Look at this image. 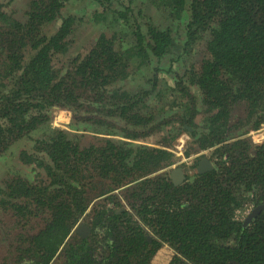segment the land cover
I'll use <instances>...</instances> for the list:
<instances>
[{
	"label": "trees",
	"instance_id": "16d2710c",
	"mask_svg": "<svg viewBox=\"0 0 264 264\" xmlns=\"http://www.w3.org/2000/svg\"><path fill=\"white\" fill-rule=\"evenodd\" d=\"M73 1L9 0L12 13L0 1V163L19 141L32 146L16 155L31 177L8 173L0 186V264H264V211L244 225L264 204V142L248 135L264 126V0H88L102 11L93 21L114 18L127 40L119 52L101 34L76 57ZM141 10L166 11L174 29L148 21L143 33ZM172 50V85L125 84ZM55 108L104 136L85 145L53 128ZM183 133L185 156L195 142L214 169L194 166L175 186L166 169L185 165ZM85 218L84 239L74 230Z\"/></svg>",
	"mask_w": 264,
	"mask_h": 264
},
{
	"label": "rangeland",
	"instance_id": "374dc122",
	"mask_svg": "<svg viewBox=\"0 0 264 264\" xmlns=\"http://www.w3.org/2000/svg\"><path fill=\"white\" fill-rule=\"evenodd\" d=\"M5 4V8L7 11L12 13V7L10 4H8L9 0H0ZM26 0H17L15 5H20L24 8L27 7ZM117 4H123L124 6H127L128 3L126 0H124V2H117ZM160 11V8H158ZM65 12L67 14H73L74 16H76L77 21L79 22L76 26H75V30L74 33L71 37V41H72V45H71V55L73 57H76L78 55H83L86 52L88 53L90 51V48L88 47L91 40L94 39L96 40L97 38H99V36L101 34H106L109 37H114L116 36L115 39V43L117 45L116 50L121 52L123 46H125V41L127 40V37L122 33L123 29H126L125 27H122L120 22H118L117 20H115L112 17H107L105 19H103L101 21V24H98L99 21L94 22L93 20L96 18H93L92 15L94 12H102L101 10H97V7L92 5V2L89 3V1L87 0H77V1H73L69 4H67L66 8H65ZM157 11L155 12H146L144 10H141V15L137 14V17H134L133 15V19L136 22V19H139L140 21H142V32L146 33V25L147 22H151V24H153L156 28H160V29H166V28H170V29H174V26L172 25V21L173 19L170 16H165L166 11H163L160 14H156ZM138 13V12H136ZM59 24V22H56L54 24H51L50 27L55 28L57 25ZM134 24V23H133ZM49 27V28H50ZM131 36V35H130ZM174 50H176V48H174ZM174 50L171 51V53L162 61H157L155 59H152V57L150 56L149 62L151 61L153 66H156V69L153 70H149V69H145L144 74L142 76H138V77H129V79L125 82V84H134L135 80L134 78L139 79V84L140 86L149 87V81L151 79H153V77H157L158 82L160 87H162L164 81H168L170 85H172L173 80L171 81V71L170 67L173 64L172 63V56L175 57V55H177V53H174ZM179 51V50H178ZM174 53V54H173ZM201 59H192L189 62V66H193L197 63H199ZM63 59L57 58L56 59V63L59 65H62L63 63ZM176 66H182L181 64H176ZM194 68L198 69V66H194ZM176 69H179L178 67ZM148 82V83H147ZM165 85V84H164ZM164 90V88H163ZM193 93H198L197 90L195 88L192 89ZM166 99V98H165ZM150 103H155L154 100L151 101ZM55 110V109H54ZM52 110L51 114V126L53 128H57V129H62V130H66L72 133H78L80 134V136H85L89 139H86L85 145H90L91 143H88L87 141L93 139V138H97L100 139V137L104 136V135H100V134H95L92 132H83V131H77L75 129H73L72 125H73V121H72V115L70 112L68 111L67 113H60L59 111H54ZM238 113V118L237 119H241L242 117H245V110L237 112ZM236 115V113L234 114V116ZM233 116V117H234ZM235 121V119H234ZM251 125V124H250ZM78 130H82L78 129ZM242 132H246V129H243ZM258 133V134H257ZM248 135H250V139L253 143L258 144V143H262L264 142V139L258 138V135H264V126L258 130V131H252L251 127L248 129ZM247 135V137H248ZM41 137V134H34L32 140H35L37 138ZM95 142V141H94ZM31 144L33 145L34 143L31 141ZM148 145H150L151 143H147ZM189 144V142L187 143V145ZM32 146L29 145L28 140H21L19 141L15 148L12 149L11 154L16 158V161L11 158L13 156L10 157H5L3 159V161H1L0 163V186H3V181L6 179V176L8 175V173H14V172H19L25 176L31 177V172L29 169H27L26 167H23L21 165V163L18 162L16 155L18 154L19 150L23 149V148H31ZM182 161V159L180 160V162ZM185 161V160H183ZM188 163V162H187ZM95 206V204H94ZM92 206V208L94 207ZM91 208V209H92ZM87 220L86 218L84 219V221ZM3 225H5V223H0V232L5 231L6 227H4ZM9 239H7V237L4 239V241L1 243L6 244V242ZM11 241V240H10ZM0 255H7L5 253L4 249L0 250Z\"/></svg>",
	"mask_w": 264,
	"mask_h": 264
},
{
	"label": "crops",
	"instance_id": "0c3cea01",
	"mask_svg": "<svg viewBox=\"0 0 264 264\" xmlns=\"http://www.w3.org/2000/svg\"><path fill=\"white\" fill-rule=\"evenodd\" d=\"M68 111H71L70 113L72 114V110H70V109H66V108H61L60 110H59V112L60 113H67ZM118 140L119 139H122V138H117ZM149 146H151V147H155V148H162V146H159V145H156V144H150ZM190 151L191 152H189L190 154H189V158L190 159H188V161H185V162H188V164L187 165H179V166H182V168H183V170H184V173H185V175H186V178L183 180V181H181V183L180 184H178V185H181L182 183H184L185 182V180L187 179V175H189V176H192V177H194V171H196L195 170V168H194V166H200V167H203V166H207L206 165V162H204V160H206V161H208L209 163H210V165H211V167H212V169H210V170H208V171H211V170H213L214 169V164H213V162L211 161V159H210V153H211V151H208V150H204V149H200L196 144H195V142L193 143V146H190ZM209 155V156H208ZM203 157H206V158H203ZM181 163V162H180ZM202 165V166H201ZM176 166L178 167V164H175V165H173L171 168H167L166 169V172L167 173H169V176H170V178H171V171L173 170V169H175L176 168ZM199 167V168H200ZM208 171H205V172H208ZM200 172V171H199ZM205 172H200V173H205ZM172 179V178H171ZM173 182V181H172ZM175 185V184H174ZM178 185H175V186H178ZM127 205H125V207H126ZM126 209H127V207H126ZM152 240V239H151Z\"/></svg>",
	"mask_w": 264,
	"mask_h": 264
},
{
	"label": "water",
	"instance_id": "95a60500",
	"mask_svg": "<svg viewBox=\"0 0 264 264\" xmlns=\"http://www.w3.org/2000/svg\"><path fill=\"white\" fill-rule=\"evenodd\" d=\"M170 150V149H169ZM175 152V151H174ZM203 158H206V157H203ZM204 162H206V165L207 166H203V167H200V166H197V170H198V173L200 172H205V171H208L210 169H212L210 163L206 160H204ZM180 163V162H179ZM202 166V165H201ZM200 167V168H199ZM200 171V172H199ZM171 178H172V181L175 185H178L181 183V181H183L185 178H186V175L184 173V170L182 168V166H179L178 167L176 166L175 169H173L171 171ZM116 194H119V191L115 192ZM99 200L98 199H95L92 203V206L95 204V201ZM261 211H264V204L263 205H259L257 206L256 208H254L251 213L248 215V217L246 218L245 222H244V225H246L250 220H252L254 217H256ZM74 232L78 235H80L82 238H87L90 233L92 232V229L91 227L86 223V221L82 220L78 225L77 227L75 228ZM148 240L151 241V237L149 236L148 237Z\"/></svg>",
	"mask_w": 264,
	"mask_h": 264
},
{
	"label": "built area",
	"instance_id": "2783aa9c",
	"mask_svg": "<svg viewBox=\"0 0 264 264\" xmlns=\"http://www.w3.org/2000/svg\"><path fill=\"white\" fill-rule=\"evenodd\" d=\"M258 134V133H257ZM264 139V135H258V138ZM191 140L190 136L187 133H183L177 141L175 145V153L181 156L183 160L187 161L188 159L185 158V149L187 148V143Z\"/></svg>",
	"mask_w": 264,
	"mask_h": 264
},
{
	"label": "flooded vegetation",
	"instance_id": "af4514ba",
	"mask_svg": "<svg viewBox=\"0 0 264 264\" xmlns=\"http://www.w3.org/2000/svg\"><path fill=\"white\" fill-rule=\"evenodd\" d=\"M61 108H55V110L54 111H59ZM51 116H52V114H51ZM10 264H15V262H11Z\"/></svg>",
	"mask_w": 264,
	"mask_h": 264
},
{
	"label": "clouds",
	"instance_id": "9594fccd",
	"mask_svg": "<svg viewBox=\"0 0 264 264\" xmlns=\"http://www.w3.org/2000/svg\"><path fill=\"white\" fill-rule=\"evenodd\" d=\"M185 158L190 159L189 157H186V156H185ZM187 161H188V160H187ZM181 162H182V163H185V165L188 164L187 162L183 161V158H182V161H181Z\"/></svg>",
	"mask_w": 264,
	"mask_h": 264
}]
</instances>
